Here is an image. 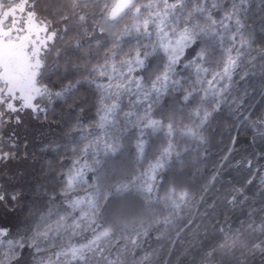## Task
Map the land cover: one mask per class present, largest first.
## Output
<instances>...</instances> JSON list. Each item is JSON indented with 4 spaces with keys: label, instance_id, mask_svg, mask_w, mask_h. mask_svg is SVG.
Masks as SVG:
<instances>
[{
    "label": "trees",
    "instance_id": "trees-1",
    "mask_svg": "<svg viewBox=\"0 0 264 264\" xmlns=\"http://www.w3.org/2000/svg\"><path fill=\"white\" fill-rule=\"evenodd\" d=\"M136 2L147 4L149 0ZM103 3L104 0H79L74 8L72 0H37L38 15L61 25L60 34L50 44L41 82L52 91H61L70 84L75 87L61 97L54 96L51 104L46 99L38 101L46 109L36 112L37 120L48 126L43 140L29 143L18 131L19 142L15 143L16 133L12 131L10 136L0 127V147L18 158L31 157L37 178L32 197L22 205V210L19 190L6 189L0 181V191L7 194L4 212L10 223L3 240L6 264H48L49 260L52 264H67L70 255L57 257L56 253L70 245L87 244L93 238L91 228L83 230L88 222L82 214L90 212L88 202L96 198L97 189L114 191L118 184L134 178H138L135 182L139 184L145 178L141 174L150 171L169 140L175 147L164 167L156 172L151 201L134 190L118 194L102 209V216L97 219L100 227L92 225L99 233L109 226L114 213L123 211L129 220L142 217L146 224L152 222L148 234L133 243L129 233L116 228L99 242L106 249L105 255L118 264H264L261 253L250 251L253 243L264 240V233L258 230L264 222V0H206L216 21L235 9L244 25V43L237 36L235 44L241 56L233 74V86L227 102L215 111L211 96L202 104L200 100L208 87L206 81L212 79L213 71L220 70L218 50L212 58L190 64L200 44L187 49L174 66L168 91L161 90L158 102L155 95L151 101H143V91L150 89L156 76L164 71L167 54L159 48L153 52L152 45L157 43L153 26L149 27L150 37L144 36L143 30L139 36L135 32L122 36L118 32L123 26L106 37L100 36L98 28L93 31V26L101 21ZM213 3L218 5L215 9ZM57 10L59 14L53 16ZM74 11L85 15L86 23H81L78 15L71 16ZM60 15L71 18L63 22ZM147 15L142 10L139 19ZM128 17L133 20L134 16ZM195 19L205 23L199 15ZM234 21L235 17L224 21L231 24V32L236 30ZM84 28L88 35H82ZM117 42V60L126 58L124 54L130 51L134 55L138 45L141 52L151 53L146 66L130 74L133 79L142 78L141 89L128 83L126 69H121L124 78L116 76L111 82L91 71L94 65L104 63L106 54ZM228 46L226 41L225 47ZM232 55H236L235 50ZM196 63L209 68L208 73L200 74L201 82L197 80ZM109 83L112 88L107 87ZM117 83L127 87L117 90ZM117 91L118 98H108V93ZM188 92L192 96L185 102L183 97ZM113 101L119 107L107 122H102V105L110 106ZM148 103L152 104V111L146 116ZM197 107L201 115L205 109L212 112L199 130L202 140L185 134L187 128L200 122L193 115ZM149 120L161 121L163 127L156 131L145 128ZM170 122H174L171 137L167 135ZM114 138H118L119 150L105 155V142L112 143ZM141 139L145 142L143 153L137 149ZM10 142L15 147H10ZM89 144L93 147L85 153L83 149ZM85 164L88 167L83 176L74 180L69 189V177ZM12 195L17 196L15 202L10 199ZM77 200L82 203L73 208L71 201ZM164 217H169L170 223H163ZM76 224L81 228L77 229ZM45 232L47 238L37 237V233ZM9 241L13 245L22 242L24 247L10 248ZM33 241L35 246H30ZM13 252L16 255L11 257ZM209 252L211 256L207 255ZM87 264L97 261L92 258Z\"/></svg>",
    "mask_w": 264,
    "mask_h": 264
},
{
    "label": "snow or ice",
    "instance_id": "snow-or-ice-1",
    "mask_svg": "<svg viewBox=\"0 0 264 264\" xmlns=\"http://www.w3.org/2000/svg\"><path fill=\"white\" fill-rule=\"evenodd\" d=\"M36 3L37 0H22L20 3H11L10 0H0V106H6L7 111L10 113L23 111L26 108L32 109L33 112H46V109L41 107L38 101L46 99L47 103L51 104L54 96L61 97L65 92L75 87V85L70 84L61 91H52L41 82L46 74L47 57L51 50L50 42H53L57 37V30L53 26L56 21L41 18L38 15ZM78 3L79 0H72L74 8ZM189 3H191L190 8L187 7ZM217 6L216 3L212 4L213 9ZM142 10H146L148 15L143 19H139ZM17 11L21 14L19 18L16 15ZM52 14L56 16L59 12L57 10ZM129 14L137 17V19L134 20L130 27L125 25L122 36H130L133 32L139 36L141 30H143L142 34L150 37L152 32L149 31V27L153 26L155 28L157 43H153L152 50L155 52L157 48L162 49L168 57L164 71L156 76L150 89L143 91V101H151L153 95H155L158 102L161 89L157 88V83L162 82L163 91H168V81L171 75L175 73L174 66L180 62V58L185 54L187 49L193 45H197L199 42L200 50L196 53L194 61L190 62V64L194 63L195 60L206 61L212 58L218 50L220 58L217 60V63L221 65L219 71L212 72V79L206 81L208 87L204 89V96L201 97L200 103L202 104L211 96L215 101L213 108V111H215L222 103L227 102V97L233 86V74L238 67L241 56L240 50L235 48L237 36L241 37V44L244 43L242 32L244 25L235 9L231 13H227L221 21H216L206 6V0H200L199 3L196 0H149L147 4H138L136 0H104L103 6L100 9L103 24L98 22L93 26V31H96L98 28L101 33L111 32V29ZM77 15L81 23H86L85 15L78 14L75 11L71 14V16ZM197 15L205 20L204 24L195 19ZM234 17L236 30L235 32H231V24L224 21H232ZM70 18L69 15H60V21L63 22H67ZM7 21H11L10 25L6 24ZM219 29H223V31ZM64 30L66 31L67 28L65 27ZM81 32L82 35L89 34L87 28L82 29ZM122 36L118 37V41ZM226 41L229 43L228 47H225ZM79 46V41H77V47ZM143 47L147 48L148 46L144 45ZM119 49L120 44L117 42L106 54L104 63L94 65L91 71L96 72L100 77H107L108 81L111 82L116 76L124 78L125 72L121 71V69H126L128 83H134L137 89H141L142 78L136 77L133 79L130 74L136 68L143 69L146 66V59L151 53L147 51L141 52V46L138 45L134 50V55L130 51L124 54L126 58L117 60L116 57L119 54ZM234 50L236 51L235 56L232 55ZM188 66L185 65V67ZM195 70L198 82L202 81L201 73L209 72V68L203 67L202 63H196ZM224 81H227V83H222ZM173 83L178 84L179 81H173ZM100 86L98 85V87ZM107 87L112 88L113 85L109 83ZM114 87L119 90L127 86L126 84L117 83ZM113 95L118 98L119 91L108 93V98H111ZM191 96L192 92H188L183 97L184 101L188 102ZM14 102H19V107ZM140 102V100H137V103ZM102 107L105 114L101 116V121L107 122L109 116L114 114L119 104L113 101L110 106L102 105ZM151 111L152 104L148 103L145 115L147 116ZM193 115L199 118L200 122L194 127L187 128L185 134L202 140L203 137L199 136V130L208 121L212 112L205 109L201 115V109L197 107L193 110ZM3 117L4 112L0 111V123L3 122ZM17 122H19L18 117ZM103 126L104 124L102 123L101 127ZM144 127L152 128L153 131H156L158 128H162L163 124L158 120H149ZM167 128V135L171 137L174 131V122H170ZM141 135H143V130L141 131ZM10 147H15V144L10 142ZM90 147H93V145H85L83 151L87 153ZM144 147L145 142L141 139L137 144V149L140 153H143ZM174 147V143L169 140L157 162L150 166V171L141 174L145 178L139 184L135 182L138 178H134V180L127 183L122 182L118 184L115 186L114 191H101L98 188L96 198L88 202L90 212L82 214L83 218L87 219L88 222L83 230L87 231L91 228L93 238L87 244L79 246L70 245L62 252L56 253V256L70 255L71 259L67 261V264H73V262L75 264H87L88 260L92 258L96 259L97 264H118L117 260L109 259V256L105 255L106 249L100 246L99 243L101 239L109 236L114 229L120 228L122 231L129 233L132 242L136 243L141 236L148 234L152 222L146 224L142 217H134L129 220L125 212L117 211L112 215L109 226L104 228L103 231L97 233L96 228H92V225H96L97 228L100 227L97 224V219L102 216V209L106 208L110 200L114 199L118 194L134 190L143 194L145 200L150 202L154 190L156 172L158 169L164 167L167 158L171 157ZM119 148L118 138H114L112 143L105 142V155L114 154ZM177 155L179 154L177 153ZM14 158L15 153L5 152L0 147V162ZM96 163L99 164L100 161H96ZM86 167H88L87 164L83 165L69 177V189L72 187L74 180L83 176L84 168ZM6 195V193L0 191V203H6ZM10 199L15 202L17 196L12 195ZM100 201H103V203H100ZM81 203L82 201L79 200L71 201L73 208L78 207ZM154 222L160 223V220ZM163 223H170L169 217H164ZM75 227L79 229L81 225L76 224ZM258 230L264 233V222L259 225ZM6 233V229L0 228V236H5ZM39 236L47 238V233H37V237ZM9 246L10 248H23L24 244L17 242L13 245L12 241H9ZM30 246H35V241ZM250 251L253 254L259 252L264 256V240L253 243ZM89 253L91 256H89ZM10 255L14 257L16 253L13 252ZM207 255L211 256L212 253L209 252ZM0 264H6V261L0 260ZM48 264H52V261L49 260ZM57 264H59L58 261Z\"/></svg>",
    "mask_w": 264,
    "mask_h": 264
},
{
    "label": "rangeland",
    "instance_id": "rangeland-1",
    "mask_svg": "<svg viewBox=\"0 0 264 264\" xmlns=\"http://www.w3.org/2000/svg\"><path fill=\"white\" fill-rule=\"evenodd\" d=\"M11 3H20L22 0H10ZM17 18L20 17V13L17 11L16 13ZM131 17L125 16L122 20L119 21L118 24H116L112 29L111 32H100V36L106 37L110 36L111 34L114 35L115 28L118 26L125 25L131 26L134 22V20L137 19L133 17V20H131ZM11 21H7L6 24L10 25ZM100 24H103V21H100ZM54 28L57 30V36L60 34L61 31V25L54 23ZM124 28L118 32V34L123 33ZM114 33V34H113ZM51 44V42H50ZM157 88H162V82L157 83ZM17 104V107H19V102H14ZM15 125L17 124V128L14 126L12 127V130H18L20 133V137L25 136L29 143H37L46 136V133L48 132V126L44 125L43 123H40L37 120L36 112H33L32 109L26 108L23 111H18L16 113H13ZM17 117L19 118V122H17ZM18 141L15 143H18ZM36 167L35 162L31 157L24 156L23 158H16L15 161H12L9 165L7 164V167H4L1 170L0 177L2 181H4V187L6 189H18L21 202L20 204V210L23 209L22 205H26V202H28L29 198L32 197L33 194V188H35V184L37 183V178L35 175Z\"/></svg>",
    "mask_w": 264,
    "mask_h": 264
},
{
    "label": "flooded vegetation",
    "instance_id": "flooded-vegetation-1",
    "mask_svg": "<svg viewBox=\"0 0 264 264\" xmlns=\"http://www.w3.org/2000/svg\"><path fill=\"white\" fill-rule=\"evenodd\" d=\"M0 111L4 112L3 122L0 123V127H2V130L4 132L7 131V134L10 135V136H11V132L12 131L15 132L16 133V137L13 136V141H18V134H17L18 130H12L13 126H14L13 129H15V127L17 128V126H18L17 124L16 125L14 124L15 121H14L13 113L8 112L7 109H6V106H0ZM16 158H18V157H15L14 159H9V160L4 161V162H0V173H1V170L4 167H7V164L9 165L12 161H15ZM0 181L2 183V186L4 187L5 183H4V181H2L1 177H0ZM4 207H5L4 203H0V228L6 229L7 233H9L10 223H8V221H7L8 218L6 217V214L4 212L5 211ZM5 236H0V260H4L3 255H4L5 250L3 248V245H4L3 240H4Z\"/></svg>",
    "mask_w": 264,
    "mask_h": 264
}]
</instances>
